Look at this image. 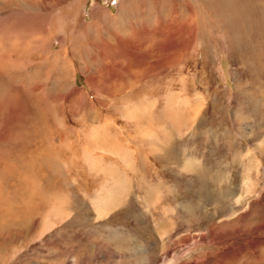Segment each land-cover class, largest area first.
I'll use <instances>...</instances> for the list:
<instances>
[{
	"label": "rangeland",
	"instance_id": "obj_1",
	"mask_svg": "<svg viewBox=\"0 0 264 264\" xmlns=\"http://www.w3.org/2000/svg\"><path fill=\"white\" fill-rule=\"evenodd\" d=\"M0 264H264V0H0Z\"/></svg>",
	"mask_w": 264,
	"mask_h": 264
}]
</instances>
